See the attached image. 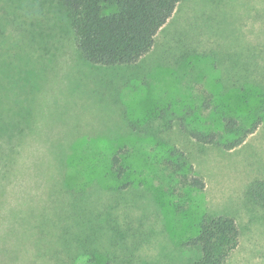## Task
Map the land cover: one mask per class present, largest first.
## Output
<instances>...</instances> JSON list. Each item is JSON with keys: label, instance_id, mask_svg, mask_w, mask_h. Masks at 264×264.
Returning <instances> with one entry per match:
<instances>
[{"label": "rangeland", "instance_id": "374dc122", "mask_svg": "<svg viewBox=\"0 0 264 264\" xmlns=\"http://www.w3.org/2000/svg\"><path fill=\"white\" fill-rule=\"evenodd\" d=\"M224 116L260 124L231 150L185 131L229 139ZM253 180L264 0H180L147 54L110 67L81 58L56 0H0V264H190L205 214L238 228L224 264H264Z\"/></svg>", "mask_w": 264, "mask_h": 264}, {"label": "trees", "instance_id": "16d2710c", "mask_svg": "<svg viewBox=\"0 0 264 264\" xmlns=\"http://www.w3.org/2000/svg\"><path fill=\"white\" fill-rule=\"evenodd\" d=\"M66 11L74 42L81 58L100 66L132 65L152 48L154 37L170 19L180 0H56ZM244 74V73H243ZM247 76L248 74H244ZM257 83V81H256ZM182 119V117H180ZM222 133L186 128L189 138L199 144H210L231 150L241 145L260 124V117L249 126L231 117H222ZM180 124V123H179ZM184 154L176 151L180 163ZM116 160V159H115ZM182 160V161H180ZM181 165H178L180 167ZM198 188L204 182L197 176L188 179ZM248 198L264 206V180H253L247 188ZM239 231L234 220L225 215L205 214L197 235L187 244L197 245L200 256L190 264H224L236 246Z\"/></svg>", "mask_w": 264, "mask_h": 264}]
</instances>
